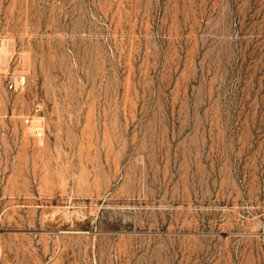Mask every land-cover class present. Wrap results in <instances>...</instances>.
<instances>
[{"label": "rangeland", "instance_id": "rangeland-1", "mask_svg": "<svg viewBox=\"0 0 264 264\" xmlns=\"http://www.w3.org/2000/svg\"><path fill=\"white\" fill-rule=\"evenodd\" d=\"M0 65V264H264V0H0Z\"/></svg>", "mask_w": 264, "mask_h": 264}, {"label": "built area", "instance_id": "built-area-1", "mask_svg": "<svg viewBox=\"0 0 264 264\" xmlns=\"http://www.w3.org/2000/svg\"><path fill=\"white\" fill-rule=\"evenodd\" d=\"M26 83V76L21 75L16 80H8L5 84L0 81V91L2 89L17 90L23 88ZM42 106L37 104L34 113L24 117V124L32 129L33 135L41 139L44 137V126L41 117Z\"/></svg>", "mask_w": 264, "mask_h": 264}, {"label": "bare ground", "instance_id": "bare-ground-1", "mask_svg": "<svg viewBox=\"0 0 264 264\" xmlns=\"http://www.w3.org/2000/svg\"><path fill=\"white\" fill-rule=\"evenodd\" d=\"M9 45V44H8ZM7 48V47H6ZM10 60V59H9ZM3 65V64H2ZM1 66V65H0Z\"/></svg>", "mask_w": 264, "mask_h": 264}]
</instances>
